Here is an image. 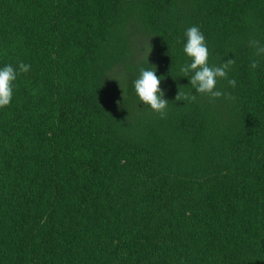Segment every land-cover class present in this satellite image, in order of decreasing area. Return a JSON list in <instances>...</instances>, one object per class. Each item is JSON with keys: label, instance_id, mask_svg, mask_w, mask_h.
<instances>
[{"label": "trees", "instance_id": "1", "mask_svg": "<svg viewBox=\"0 0 264 264\" xmlns=\"http://www.w3.org/2000/svg\"><path fill=\"white\" fill-rule=\"evenodd\" d=\"M191 26L235 59L214 102L175 100ZM251 39L264 0H0V68L30 65L0 108V264H264ZM151 66L163 119L134 90Z\"/></svg>", "mask_w": 264, "mask_h": 264}, {"label": "clouds", "instance_id": "2", "mask_svg": "<svg viewBox=\"0 0 264 264\" xmlns=\"http://www.w3.org/2000/svg\"><path fill=\"white\" fill-rule=\"evenodd\" d=\"M184 36L183 52L190 62L182 65L180 72L183 77L188 78L189 85L195 90V94H182L178 91L175 100L191 103L196 100V95L199 94L207 96L210 102H214L225 95L216 87L218 80H226L229 87L236 85L234 79L228 78V73L235 64V59L224 60L218 65H209V49L199 27L187 28ZM248 46L252 49L249 67L255 70L259 67L261 60L264 59V44L256 39H251ZM29 70L30 65L23 62L19 63L18 68H14L12 65H5L0 68V108L10 104L13 96V82L17 79L18 72L27 73ZM163 79L164 77L156 75V67L151 66L147 70L141 68L138 78L134 81V90L140 103L149 106L162 119L167 117L169 105V101L164 99L165 92L160 87ZM232 98L230 95L228 96V99Z\"/></svg>", "mask_w": 264, "mask_h": 264}]
</instances>
